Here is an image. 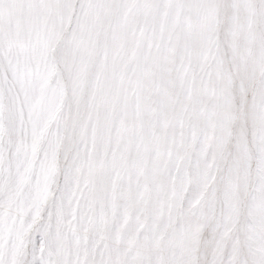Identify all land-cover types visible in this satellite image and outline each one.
I'll list each match as a JSON object with an SVG mask.
<instances>
[{
	"label": "snow or ice",
	"instance_id": "snow-or-ice-1",
	"mask_svg": "<svg viewBox=\"0 0 264 264\" xmlns=\"http://www.w3.org/2000/svg\"><path fill=\"white\" fill-rule=\"evenodd\" d=\"M0 264H264V0H0Z\"/></svg>",
	"mask_w": 264,
	"mask_h": 264
}]
</instances>
